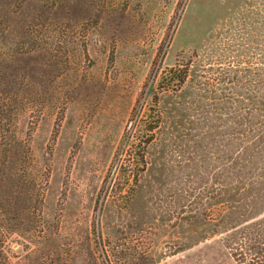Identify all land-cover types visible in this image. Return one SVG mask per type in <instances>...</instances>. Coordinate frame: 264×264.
Here are the masks:
<instances>
[{
	"label": "rangeland",
	"instance_id": "374dc122",
	"mask_svg": "<svg viewBox=\"0 0 264 264\" xmlns=\"http://www.w3.org/2000/svg\"><path fill=\"white\" fill-rule=\"evenodd\" d=\"M262 217L264 0H0V264H264Z\"/></svg>",
	"mask_w": 264,
	"mask_h": 264
},
{
	"label": "trees",
	"instance_id": "16d2710c",
	"mask_svg": "<svg viewBox=\"0 0 264 264\" xmlns=\"http://www.w3.org/2000/svg\"><path fill=\"white\" fill-rule=\"evenodd\" d=\"M169 73L172 75L163 77V80L167 81L169 84L170 82H175L177 79L178 82L181 83L184 81V77L187 75V71L184 69H171ZM180 74H183V76L180 77ZM248 229L250 232L246 233L244 238H248L252 242L251 247H253L252 253L254 256L252 260L261 261V258L264 259V217L259 219L254 225L251 226V228ZM262 263H264V261Z\"/></svg>",
	"mask_w": 264,
	"mask_h": 264
}]
</instances>
